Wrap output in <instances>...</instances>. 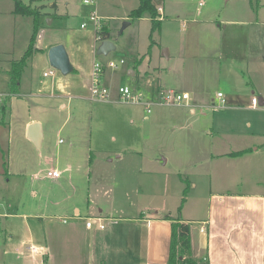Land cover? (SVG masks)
Listing matches in <instances>:
<instances>
[{"label":"rangeland","instance_id":"1","mask_svg":"<svg viewBox=\"0 0 264 264\" xmlns=\"http://www.w3.org/2000/svg\"><path fill=\"white\" fill-rule=\"evenodd\" d=\"M23 1L45 16L61 17L51 30L74 47L81 46L76 33L83 30L82 22L87 24L84 29L94 28V8L98 15L108 16L109 40L116 49L97 52V60L117 63L102 75L116 95L91 100L87 88L72 84L65 97L29 84L24 95L4 93L3 98L10 97L5 124L0 126V264H45L27 250L30 245L44 249L50 264H85L91 243L99 242L112 225L108 216L124 219L121 227L136 218L186 216L195 235L206 218L212 189L264 193V105L251 103L253 96H264V75L252 71L260 66L264 49V0L259 8L251 0H154L162 6L163 20L150 51V16L128 19L139 0ZM13 8V0H0V70L5 62L22 57L33 32L31 17L17 16L16 23ZM125 21L131 23L122 31ZM102 42L96 41L97 50ZM49 65L40 68V81L50 83L53 78L44 76V70L69 75ZM144 71L151 72L150 79L142 78L135 88L146 98L152 96L149 81H154L166 90L188 91V105L157 104L147 113L144 104L120 99V86H132ZM5 90L0 84V92ZM219 91L225 93L224 104ZM213 100L222 107L212 108ZM30 120L42 126L40 147L28 137ZM254 146L258 151L243 160L227 156ZM213 152L223 157L211 164L208 157ZM119 153L128 163L121 165L115 158L107 162ZM142 158L145 172H133L132 161ZM150 158L158 163L154 173L147 172L152 170L146 164ZM220 163L229 170L226 176L235 177L218 182ZM54 170L61 176L50 177L48 172ZM107 170L109 178L103 181L99 175ZM183 197L185 209L180 212ZM89 205L97 213H89ZM88 216L94 217L92 227H87ZM98 216L108 228L98 226ZM121 237L132 238L129 232Z\"/></svg>","mask_w":264,"mask_h":264},{"label":"crops","instance_id":"2","mask_svg":"<svg viewBox=\"0 0 264 264\" xmlns=\"http://www.w3.org/2000/svg\"><path fill=\"white\" fill-rule=\"evenodd\" d=\"M154 4L159 9L160 17L163 18L162 6L155 2ZM94 9L97 11L96 8ZM12 11L14 13V8ZM101 15V17L103 18V23L108 25V16L103 14ZM14 16L15 22L18 23L19 21L17 20V18L21 15ZM48 16H51L52 18L49 19ZM30 17V27L34 29V20L32 16ZM58 17L59 16L57 15L52 16L50 14H47L42 18V25L37 36L38 39H36L37 43H35V48L37 50L29 58L27 65L24 68L18 91L15 93V95H24L23 88L31 86L32 89H40V91L42 89H54L57 92V97H65L70 88L68 85L72 84L76 85L77 89L81 88L82 86H84L85 89L87 88V98L93 100L91 98V89L93 85V66L94 63L98 61V50L96 48V41H98V39L96 38L95 27L93 29H84L86 27L85 26L83 30L77 33L70 30V32L76 33L77 38L79 37L81 39V46H69V41L65 39V36H62L58 33L55 34L51 30V26L53 25V23L56 20L61 19V17ZM45 19H47V23H49L48 25L50 26V28L48 27V25L43 26V24L46 23V21H44ZM128 19L130 20V17ZM84 23L85 22H82L81 26ZM61 43H64L66 45L69 52L72 71L71 73H69V75H65L66 77L61 75L55 76V74L50 75L53 77L50 83H44L43 80L40 81V79H38V76L41 67L42 69H48L50 66L48 49H50L54 45ZM260 61V66L255 65L252 71H258L261 75H264V49L260 53ZM138 63H140V61ZM4 64L5 66H2L0 70V76L3 78V80L0 79V84L5 85L7 87V90H5L4 92H0V94L6 93L10 95L9 70L11 69L12 63L5 62ZM247 71L249 72L248 68ZM45 72L47 71L44 70L43 75ZM129 74L132 76H136L137 73L134 70H130ZM150 75V71H144L142 73V76H139L138 79H135L134 83L132 84L133 87L129 84H123L122 86L129 85L132 87V89L137 90L142 78L150 79ZM149 82L152 84V95L155 93V90L157 88L166 89L162 85H154V81ZM26 84H29V86H27ZM102 84L108 87L110 91V100L111 98L115 97L116 93L112 83L104 80L103 76ZM252 86H256L255 83ZM255 92V90L252 91V93ZM9 97L10 96H8V101ZM213 102L215 101L213 100ZM31 123L32 120L27 122L29 126ZM4 124L5 122L0 124V126ZM242 150L248 151L241 156H230L229 154H227V156L229 158L243 160L247 155L250 154V152H252V150L254 152H257L258 146H254V149L252 147H247ZM219 155H221V153H211L208 157V162L212 164L213 161L222 159L217 158ZM221 156L223 157V155ZM114 158L121 165L128 163L123 153H119L116 157H110L107 162L109 164L114 163ZM149 160L150 161H147L146 164L152 167V170L147 169V172L154 173V169L158 166V163L156 159L150 158ZM168 161V158L164 159V163H167ZM132 163L136 168H133V172H138V174L145 172L143 158L142 160H137L136 163L132 161ZM93 164L94 162L90 161L91 173ZM217 166L219 167L216 169L217 172H215V174H217L218 179L220 178L218 182H221L227 177H235V175L226 176L229 170L225 168L224 163H220ZM110 171L111 170H107L108 173L105 171V174L100 173V178L103 179V181H107V176L109 178ZM92 175L93 173L91 174V178ZM232 181H234V179ZM206 199L208 205L206 218L204 220H201V225L196 231L195 235H193V230L191 228L193 257L199 259L200 261H202V263L206 262L207 264H264V193L237 192L236 190L231 188H227L226 190H221L220 188V190L212 189ZM183 207V209H185L184 205ZM87 209L91 214L94 211L97 213L94 205H89ZM79 211L80 209H77V213H79ZM104 211L105 209L99 210V212L101 213ZM90 217L91 216H88L87 218ZM108 218L110 224L112 222V225H110V229L107 233L104 234V237L99 239V242L98 240H96L95 244L91 243L90 253H88V256H85V264H167L171 238L170 220L157 219L154 218V216H152V219L144 218L142 220H139L136 218L128 220V225L126 224L121 227L119 226L120 221L124 219H118L112 216H108ZM181 218L184 221L188 222L191 227L192 220H190V218H187L186 216H181ZM97 219L100 220L101 223H103L101 220V216H98ZM130 222L140 225H131ZM87 227L89 226L87 225ZM106 228L104 225V229ZM128 232L132 238L124 239L123 237H121L123 234L127 235ZM31 255L35 259L39 258L41 263L50 264L48 261L49 256L44 253V249L42 248H40L39 253H31Z\"/></svg>","mask_w":264,"mask_h":264},{"label":"trees","instance_id":"3","mask_svg":"<svg viewBox=\"0 0 264 264\" xmlns=\"http://www.w3.org/2000/svg\"><path fill=\"white\" fill-rule=\"evenodd\" d=\"M14 1V13L17 15L32 16L34 20L33 34L30 40L29 47L25 51L24 55L13 61L11 64V69L9 70L10 76V93H16L21 81L22 73L27 65L29 58L37 50L35 48L36 39L42 25V18L45 16L43 11L39 8L32 6L31 4L25 3L23 0H13ZM253 5L259 8L260 0H251ZM145 15H149L152 23L151 27V44L149 51L154 44L153 34L155 32L161 31L162 28V18L160 17L159 9L154 4L153 0H139V5L131 10L129 17L130 20L140 19ZM102 40L110 39L109 26L105 23L102 25L100 33ZM7 103L8 96H5L0 104V113L2 117L0 119V124L5 122L7 114ZM248 150H240L229 153L230 156H241ZM188 187L185 188L184 193L187 194ZM186 202V197H183L182 203L179 207L181 212L183 205ZM164 219L171 221V238H170V250L167 264H207L206 262L196 259L192 255V239H191V227L190 224L180 218H173L170 215H165Z\"/></svg>","mask_w":264,"mask_h":264},{"label":"built area","instance_id":"4","mask_svg":"<svg viewBox=\"0 0 264 264\" xmlns=\"http://www.w3.org/2000/svg\"><path fill=\"white\" fill-rule=\"evenodd\" d=\"M95 0H83V3L85 4H93ZM90 19L94 22L95 32H96V38L98 40H102L100 30L102 29L103 25V18L97 14V12H92L90 15ZM87 24H82V27H85ZM121 62H124L122 59ZM117 63L114 61H109L107 64L96 61L93 66V85L91 89V98L93 100H110V91L108 87L102 84V75L107 67L115 68L117 67ZM45 76L54 75V72L51 70L49 72L44 73ZM3 95L0 94V103L3 100ZM7 95V94H6ZM219 100L222 104L225 103L224 94L222 92H218ZM119 97L120 99L126 101V102H136L144 104L146 107V110L148 113H151L152 111V105H185L188 104V101L190 100V94L188 92H181L177 90H166L162 88H157L155 90V93L150 97L146 98V96L137 90L132 89L129 85H124L119 88ZM251 103L254 107L262 106L264 105V96H260L259 98L257 96H253ZM222 104H216L213 102L211 104L212 108H218L222 107ZM48 175L53 178H58L61 176V173L57 170L48 172ZM100 221V220H99ZM86 224L90 227L93 223V218H87ZM100 228H104L103 223H99ZM27 249L31 253H39V248L35 245H30L27 247Z\"/></svg>","mask_w":264,"mask_h":264},{"label":"water","instance_id":"5","mask_svg":"<svg viewBox=\"0 0 264 264\" xmlns=\"http://www.w3.org/2000/svg\"><path fill=\"white\" fill-rule=\"evenodd\" d=\"M131 21H125L122 31L130 25ZM116 45L109 39L104 40L98 48L99 54H108L110 51L115 50ZM49 62L50 64L60 70L64 74H69L72 71V64L68 52L63 44H57L49 49ZM28 137L37 147H40L42 140V128L39 122H33L28 129Z\"/></svg>","mask_w":264,"mask_h":264}]
</instances>
